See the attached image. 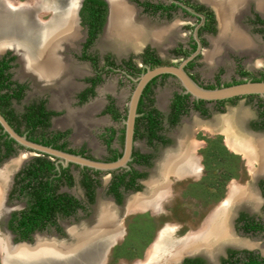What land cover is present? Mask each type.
<instances>
[{"label":"flooded vegetation","instance_id":"af4514ba","mask_svg":"<svg viewBox=\"0 0 264 264\" xmlns=\"http://www.w3.org/2000/svg\"><path fill=\"white\" fill-rule=\"evenodd\" d=\"M40 1L46 8L33 3L30 19L38 25L68 6ZM120 1L121 33L132 32L122 29L132 23L127 12L160 40L130 47L114 26V44L103 46L110 0H77L78 36L49 58L33 50L30 72L16 49L0 51V171L9 170L0 177V229L14 245L67 243L70 230L91 229L108 209L111 230H91L100 242L77 253H95L93 264H264V90L208 99L183 83L264 82V2L233 6L249 41L237 48L221 35L226 0Z\"/></svg>","mask_w":264,"mask_h":264},{"label":"bare ground","instance_id":"6f19581e","mask_svg":"<svg viewBox=\"0 0 264 264\" xmlns=\"http://www.w3.org/2000/svg\"><path fill=\"white\" fill-rule=\"evenodd\" d=\"M9 1L10 0H0V51L6 49L7 47H11L14 50L16 49L18 52H20L21 53V56H20L21 62H22L24 70L27 69L30 72L32 70L31 66L34 67V59L31 56L33 50L39 49L44 54H47V55L50 54L51 55V52L53 53L56 51L58 43L61 45L64 42H70L78 36V33L76 31V28H75V19H74L75 16L73 15V8H72L73 5L75 3H77L76 2L77 0H67L68 6H66V8H62L61 10H58V12H55L52 22L42 23V24L40 23L39 25L30 21V19H31V17L35 11L34 10L35 8H32L33 7L32 4L33 3L34 4H41L40 7L43 10L46 8L45 3H42L40 0H32V1L30 0L29 3H27L28 5H22L19 8V6L16 7L13 4V2L9 3ZM256 1L258 4V7H260L264 2V0H256ZM55 3L56 2L54 1V4ZM118 3H121V1L120 0H110V3H109V4H111V10L110 11H112V13L110 15V21H108L109 24L106 28V33H105L104 39L101 42L102 45L104 44L103 46H105V44H107L106 41L110 43V41L113 39L111 34L113 33L114 26L118 29L115 33V36H117L119 39L125 38V35L130 36L131 42L130 41L129 42L131 44L128 45L130 47H134L135 45L139 44L141 41H144L146 38L152 39V40H160L156 37V35H157L156 32H158L157 30H155L153 28H147V26H145L142 22H137V21L135 22L133 19H131L133 16L131 18L128 17L129 13H127V12H125L126 13V21L128 19H130V22H132V23L127 25L126 27H123L122 29L127 30L130 28L132 30V32L129 34H125V35L123 33H121L119 29L123 25L118 23V21H119V17L124 13V11L121 10V12H119L121 5L119 6ZM235 4H236V7H240V5L243 4V1L242 0H233V1L226 0V1L222 2V4H221V7H220L221 10L219 12L221 35H223V41L224 42L227 41L228 43H231V45H233L237 48H239L241 45H243L244 47L245 46L247 47V45L249 44L248 43L249 41L245 38V36H243L241 30L238 29V27L235 23V17L236 16H235V14H233V10H232L233 6H235ZM47 5L49 6V8L51 7L50 6L51 3H48ZM16 8H17V10L19 8V10L17 11ZM127 10L130 11V9H128V8H127ZM16 14H17V17H16ZM130 15H132V14H130ZM59 27H62L63 31L58 32V33L55 32L56 28L58 29ZM166 30L167 29L160 30L161 34L165 33ZM160 37H162V36L160 35ZM16 38L19 40V45H20L19 47H21V48H17V46L15 47V44H16L15 39ZM140 38H141V41H139ZM114 42H115V39H114ZM11 43H13V44H11ZM112 44H114V43H112ZM115 47L117 48L116 45H115ZM126 48H128L127 45H126ZM128 49H130V48H128ZM48 58H49V55H48ZM59 62H61V61H58V63ZM59 64H61V63H59ZM63 68H64V66H63ZM37 69H38L39 73H43L42 71L40 72L39 68H37ZM55 69H56V67H55ZM61 74H63V73H61ZM53 79H57V78L53 77ZM65 81H66V79L61 82L63 84L62 86H64L63 89L68 87V85H70L67 81L66 82ZM172 159L173 158H171L170 160L173 163L174 161ZM174 159H175V157H174ZM19 161H20V159H18V161L16 163L19 164ZM167 161H169V160H167ZM180 161L181 160H179L178 162H180ZM174 163H176V162H174ZM182 163H184V162H182ZM10 165H13V164H10ZM8 171L9 170H7V169H3L2 171H0V177L2 180H4V182L7 179L6 176L8 174ZM163 179H164V177H163ZM157 181H155V182H157ZM160 186H162V185H160ZM149 200H151V199H149ZM97 212H99V211H97ZM101 213L102 214H100V216H98V217H100L98 220V223H96V221H97L96 220L94 222V226L91 227V229H89L90 226L87 225V226H83L81 228H74V229L70 230V237L71 238L67 243L66 242L50 241V240H39L35 245V246H38L36 248H34V246H33L32 248L16 247L15 249H10V246L6 242V240L4 238H0V253H1V256L3 255L2 264H27L25 262H30L32 264H34V263H36V264H58L57 263L58 260L62 263L64 260V256L66 254H70V253H71L70 259H69V261H66V262H68V264H72V263H74V264H93L97 260V256L95 253L91 254V252L89 250H87V254H81V256L79 254L77 255V253L79 252V250H82V247L85 244L96 240L95 238H92L94 236V234H93L94 232H90L91 230H96L97 226H99V228H103V229H106L109 231L113 227L112 223H110L109 226L106 224V223H108V222H106L107 221L106 216H108L109 218L112 216L111 220H115L116 219L115 211L113 212L112 210L107 209V210H104L103 212L101 211ZM227 214H225V215H227ZM96 217H97V215H96ZM222 227H223V225H222ZM222 227H221V229H222ZM225 230H226V228H225ZM108 231H107V233H108ZM167 237L164 238V240H165L164 243L166 245H168L170 243V240ZM89 238H92V239H89ZM219 240H220V238H219ZM95 242L98 243V242H100V240H96ZM48 249H50V250H48ZM43 250H48V251H43ZM65 250H66V252H65ZM154 250H155V252H158L159 247L156 246ZM193 250H195V249H193ZM75 255H77V256H75ZM55 260H57V262ZM47 262H49V263H47ZM66 262L64 264H67Z\"/></svg>","mask_w":264,"mask_h":264},{"label":"water","instance_id":"95a60500","mask_svg":"<svg viewBox=\"0 0 264 264\" xmlns=\"http://www.w3.org/2000/svg\"><path fill=\"white\" fill-rule=\"evenodd\" d=\"M183 83L186 86V88L190 92H192L193 94H195L199 97H204V98H208V99L226 98V97H231V96H235V95H239V94H243V93L256 92V91H263L264 90V82H246V83L235 84V85H231V86L224 87L221 89H214V90L203 89L187 78L184 79ZM131 133H132L131 130H129L128 131V139H130ZM53 153H57V152H53ZM127 154H128V151H127L126 155ZM66 157L68 159L74 161V162H77L80 164H88V165H91L94 167H99V168H114L118 164H120L119 161L113 162V163H106V164L98 163V162H92V161H87L81 157L73 156V155H68ZM10 236H12V235L6 227H3L2 230L0 229V238H4L6 240V242L10 246V249H15L16 247L32 248L33 246H35V245L28 244V243H22V244L20 243V244L14 245L11 238H9ZM70 255H71V253L66 254L64 256V260L62 263L59 260H58V262H57V260H55V261L58 264H64L65 261H69ZM1 262H3V255L1 256ZM25 263L32 264L30 262H25ZM72 264H74V263H72Z\"/></svg>","mask_w":264,"mask_h":264},{"label":"rangeland","instance_id":"374dc122","mask_svg":"<svg viewBox=\"0 0 264 264\" xmlns=\"http://www.w3.org/2000/svg\"><path fill=\"white\" fill-rule=\"evenodd\" d=\"M36 247H38V246H34V248H36ZM66 263L68 264V262H66ZM0 264H1V253H0ZM34 264H36V263H34Z\"/></svg>","mask_w":264,"mask_h":264}]
</instances>
